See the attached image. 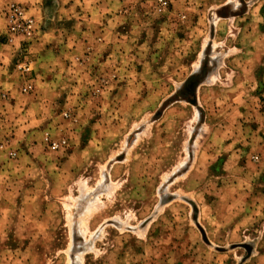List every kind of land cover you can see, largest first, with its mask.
Here are the masks:
<instances>
[{"label":"rangeland","instance_id":"rangeland-1","mask_svg":"<svg viewBox=\"0 0 264 264\" xmlns=\"http://www.w3.org/2000/svg\"><path fill=\"white\" fill-rule=\"evenodd\" d=\"M9 2L0 264H264V0Z\"/></svg>","mask_w":264,"mask_h":264},{"label":"built area","instance_id":"built-area-1","mask_svg":"<svg viewBox=\"0 0 264 264\" xmlns=\"http://www.w3.org/2000/svg\"><path fill=\"white\" fill-rule=\"evenodd\" d=\"M0 17L4 21V32L1 35L6 42L17 41V57L28 53L30 43L36 38L40 31V26L30 11L26 10L16 2H9L4 8L0 9ZM14 72L17 73L21 81L20 93L29 94L33 90L34 70L32 61L29 57L17 61L13 65ZM7 94L3 93L2 98H6ZM43 144L51 149L56 150L66 144V140H57L47 134L42 138ZM2 147V146H0Z\"/></svg>","mask_w":264,"mask_h":264},{"label":"crops","instance_id":"crops-1","mask_svg":"<svg viewBox=\"0 0 264 264\" xmlns=\"http://www.w3.org/2000/svg\"><path fill=\"white\" fill-rule=\"evenodd\" d=\"M30 47H31V46H30ZM30 47H29L28 53H31V52H30Z\"/></svg>","mask_w":264,"mask_h":264}]
</instances>
